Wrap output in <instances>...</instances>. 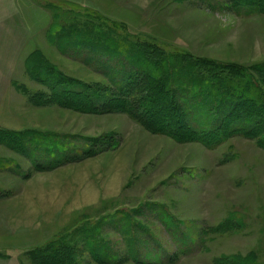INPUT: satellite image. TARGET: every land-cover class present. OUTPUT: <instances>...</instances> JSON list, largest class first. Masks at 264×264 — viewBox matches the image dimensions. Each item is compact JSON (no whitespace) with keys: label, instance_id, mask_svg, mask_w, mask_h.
<instances>
[{"label":"rangeland","instance_id":"rangeland-1","mask_svg":"<svg viewBox=\"0 0 264 264\" xmlns=\"http://www.w3.org/2000/svg\"><path fill=\"white\" fill-rule=\"evenodd\" d=\"M85 26L105 34V47L65 40ZM34 50L110 89L124 85L125 72L151 70L155 57L163 75L182 77L172 87L189 84L184 72L225 75L189 69L190 60L243 64L264 100L263 0H0V128L44 132V146H60L31 157L0 141V264H264L257 137L224 131L208 145L179 139L166 109L146 126L125 112L59 104L30 72ZM178 90L186 105L205 96L221 119L235 117L225 89ZM200 112L189 120L198 124ZM109 134L114 147L93 146Z\"/></svg>","mask_w":264,"mask_h":264},{"label":"trees","instance_id":"trees-1","mask_svg":"<svg viewBox=\"0 0 264 264\" xmlns=\"http://www.w3.org/2000/svg\"><path fill=\"white\" fill-rule=\"evenodd\" d=\"M234 4H247L254 6L257 0H231ZM264 2V0H263ZM94 28V27H93ZM84 27V30L76 32L78 34L72 35L67 33L65 40L73 38L74 43L81 44L84 47L92 50L105 47L107 38L100 29ZM118 50L117 48H114ZM100 50V49H99ZM163 62L160 57H155L151 60V70L138 72H125L126 77L124 85H117L115 89L100 87L97 84L84 82L72 76L66 75L56 65L50 63L39 50H34L27 58L26 63L32 75L40 78L51 91V98L62 105H71L89 112L101 111H121L125 112L135 120L144 125H149L151 122H156L158 114L161 110L166 109V112L171 118V128L178 131L180 134L177 137L182 140L197 139L205 144L213 145L222 139L220 133L226 131L228 133H243L249 137H257L258 142L264 146V100L262 93L255 89L253 79L249 77L248 71L243 64H235L237 70L233 66L226 64L220 65L210 60L188 61L186 66L191 69L200 64H206L208 67L220 68L219 75L214 69H211L208 78H198L193 73L184 72V77H188V82L192 86L201 85L209 89H214L221 92L220 89H225L231 102L228 111L234 112L233 118L227 117L221 119L220 114L216 109L210 106L208 98L203 96L201 100L194 101L193 105H186L178 98V88L184 90L185 86H189L186 82L183 86H174L176 80H183L177 73L165 76L159 72L158 69ZM181 67V66H180ZM246 72V73H245ZM239 76L243 80L239 79ZM185 81V80H184ZM245 84V85H244ZM201 101H204L202 105ZM236 101V102H233ZM222 104V102H219ZM80 104V105H78ZM201 110L203 119L198 120V124L192 123L189 120L190 110ZM200 112V113H201ZM236 114V115H235ZM224 117V116H223ZM222 120V122H221ZM175 121V122H174ZM247 124V128L245 126ZM239 123L237 127H234ZM217 124V125H215ZM162 124H159L161 126ZM150 126V125H149ZM162 131L169 132L165 129ZM43 133L34 130H24L16 132L9 129L0 128V141L4 144L16 149L17 151L27 153L34 157L35 150L44 146L45 136ZM112 135H105L100 138H92L93 146H99L100 151L110 148L113 144ZM53 148L47 144L43 147L45 151L51 154H56L60 150V146L52 142ZM93 146L87 148V155L95 153ZM114 147V146H112ZM62 157V156H61ZM34 164H38L35 158H32ZM59 159V160H58ZM60 156L49 162V166L62 161ZM92 251L96 252L97 247L91 245ZM90 249V250H91ZM68 264V263H62Z\"/></svg>","mask_w":264,"mask_h":264}]
</instances>
